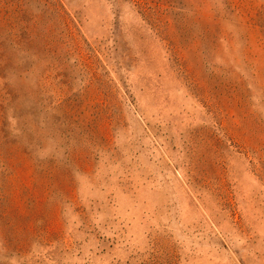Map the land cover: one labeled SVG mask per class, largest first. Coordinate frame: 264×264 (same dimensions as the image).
Wrapping results in <instances>:
<instances>
[{"label":"rangeland","instance_id":"1","mask_svg":"<svg viewBox=\"0 0 264 264\" xmlns=\"http://www.w3.org/2000/svg\"><path fill=\"white\" fill-rule=\"evenodd\" d=\"M0 264H264V0H0Z\"/></svg>","mask_w":264,"mask_h":264}]
</instances>
